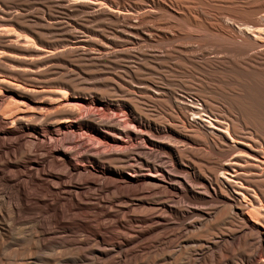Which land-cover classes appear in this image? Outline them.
<instances>
[{"label":"bare ground","instance_id":"obj_1","mask_svg":"<svg viewBox=\"0 0 264 264\" xmlns=\"http://www.w3.org/2000/svg\"><path fill=\"white\" fill-rule=\"evenodd\" d=\"M172 1L185 14L196 7L194 23L206 21L226 41L208 44L218 56L201 63L209 64L217 85L201 92L230 103L246 97L238 76L264 79V0H227L223 7L211 0H196L195 7ZM158 5V0H0V264H158V257L160 264H235L225 245H236L240 264H264L263 124L254 126L236 105L237 112L230 107L221 112L201 95L200 107H188V116L170 114V124L160 131L170 145L149 134L157 125L146 107L161 102L162 85L136 77L131 83L120 78L101 87L94 83L101 64L111 59H129L134 52L151 64L162 59L139 44L152 37L141 29ZM198 45L204 52V44ZM175 48L191 64L194 50ZM60 92L65 99L54 107L50 102ZM89 108L99 116L121 115L124 125L79 117L77 112ZM67 133L88 135L109 150L74 159ZM46 136L63 139L40 163L28 155ZM126 142L160 150L179 170L188 160L192 172L173 177L140 150L126 151ZM191 185H201L203 194ZM92 187L103 194L94 205L86 194ZM127 199H134L131 209L113 212V202ZM185 203L210 208L190 212L195 219L185 223L183 215H190ZM126 217L139 218L140 226L123 223ZM142 236L149 242L137 251L135 241Z\"/></svg>","mask_w":264,"mask_h":264},{"label":"rangeland","instance_id":"obj_2","mask_svg":"<svg viewBox=\"0 0 264 264\" xmlns=\"http://www.w3.org/2000/svg\"><path fill=\"white\" fill-rule=\"evenodd\" d=\"M185 1L189 2L190 6H194L195 3H197L196 0H185ZM226 1L227 0H211L213 5H217V6H221V7L226 6V4H225ZM158 2H159V5L157 6V9H154L155 11L148 15V17L146 18V20L143 24L144 26L141 29L142 32L145 34L151 33L152 37L148 38V40L145 42H140L139 44L144 45L143 49L146 50L149 54H156L157 56L161 57L162 59L160 61L152 62V64H151L148 61L145 62L144 60H142L141 57H138L136 52L132 53L133 56H132V58H129V59H124V58L111 59L109 63L101 64L99 72L94 74V78H93L94 83L97 86L101 87V85L104 83L105 84L111 83L110 79H111V81H115L116 78H120L125 82L128 81L131 83L134 81L133 80L134 77H136V78H141V79L148 78L147 80L151 79V81L162 85L166 91V93L164 94V96L160 100L162 103L159 102V103L152 105V107L151 106L146 107V110H148L150 115H152L151 120L156 119L154 122L157 125V126H152L151 133H149V134L152 136V138L154 140L156 139L157 141H160V142H164L166 140L167 143H169L170 145H172L174 143L171 144L170 142H168V139L164 138L165 134H162L160 132L162 130L163 126L166 125V123L170 124V121H169L170 114H171V117H179V115H181V114L188 116V111H187L188 107H192V106L193 107H200L199 105H200L201 95L207 97L208 98L207 102L211 106L213 105L212 107L215 106L214 108L221 111V112L226 111L227 107H230V109H232L234 112H237L235 107L233 106V105H236L237 108L239 109L238 110L239 113L241 112L240 113L241 116L246 115L244 113H247L249 115V118L246 116L245 117L248 120L251 117L254 120V122H256V123H253V125L255 124L257 126L259 123H261V125L263 124V126H264V92H263L264 79H261L258 76H256L257 74H251L249 76L248 75L247 76H238L239 81H242V84L244 86V90H246V92L248 94L246 95V97H244L242 99L236 98L235 102H233V103H230L229 101L223 99L222 97L210 98V96H208V94L202 93L201 91L204 88H212L213 89L215 87V85H217V83L215 82V76L211 73V70H210L211 67L210 68L208 67L209 64H207V66H205L204 64L201 63L204 61L205 58L211 59L213 61L214 58L218 56V55L212 53V48L208 44L210 42L211 43H223L224 44V43H226L225 38L223 37L222 34H220L219 31L209 28L207 26L206 21L205 22L201 21L200 25H197L194 23V21H193V19L195 17L194 13L197 12V9L195 6H194L195 8L192 7V9H191V11L194 12L193 14L192 13L185 14L184 11L182 10L183 9L182 6L176 5L172 0H158ZM198 9L200 11H202L200 8H198ZM211 14L215 15L214 13H211ZM215 16H217V15H215ZM222 16L223 15H220L217 17H222ZM224 19H226V18L224 17ZM132 24L137 25V22L132 21ZM186 34L187 35L190 34L192 36L198 35L199 38L198 39L197 38L188 39L185 37ZM198 41H201V43L204 44V46L202 47L204 52H199V48H197L199 46ZM27 44H29V46L32 45L31 42H29V41L26 43V45ZM178 45H181V46L186 45L188 48L194 50V53H193L194 58L191 60L192 61L191 64H186L183 62V60L181 59L182 58L181 55H183V54L178 53L177 49L175 48ZM165 49H169V51L167 52V54H168L167 58H166V56L164 57V55H166L164 53ZM196 54H198V55H196ZM194 55L198 56V57H195ZM13 56H16V55H13ZM175 61H177V63H175ZM193 62H195L196 64ZM116 63H118V64H116ZM122 64H124L126 66H124ZM176 64H179V65L177 66ZM202 66H203V68H202ZM158 72H160V73L158 74ZM184 86L185 87L189 86L190 88L188 87V89H187ZM63 93L60 92V95L55 100L51 101L50 104L54 107H56V106L58 107L60 102L65 99L66 94L64 93V95H63ZM217 93H219V92L217 91ZM245 98H248V100ZM57 99H58V101H57ZM246 101H248V102H246ZM54 102H55V104H54ZM242 104H244V105H242ZM174 105H176V106H174ZM167 106L169 109L167 108ZM162 107L165 108L166 110L163 109ZM85 111H82L83 113L77 112V114L81 118H84V116H85V119L92 118V117L98 118V116L100 114L99 110L95 112V110L90 109V108L86 109ZM167 114L169 116H167ZM104 116L100 115L99 120L108 121L110 123L121 125V126L124 125V123H123L124 119L121 117V115L116 116L114 114H107ZM159 116L161 117L160 120H158ZM38 117H40V116H38ZM165 120H166V122H165ZM176 129L180 130L181 128H180V126H178V127H176ZM18 133H19V130L16 131V134H18ZM64 136H65V138H69L70 140H72V142L74 143L73 148L70 149V151L72 153V158H74V159L78 158L79 154L102 156L104 153H106L109 150V148H107L105 146H102V145H99L98 143L92 142L90 136L82 134V133H74V134L67 133ZM62 139H63V136L62 137L60 136L58 138L46 136V138L43 142L36 143L38 148L37 149L35 148L34 150H32V152H30V154L28 156L30 158L38 160V162H40V163H44L47 160V153L50 150L55 149L56 147L59 148L61 146ZM125 145L126 146L124 149L125 150L127 149L126 151H130V150L139 151L140 150L141 153H143V154H141V156L144 155L143 158H145V156H146V158H145L146 160H148L150 162L151 161L153 162V160H154L156 163H158V164L160 163L159 165L164 167L166 172H168L171 169L169 172L173 175V177L175 174V177L183 178L184 174H182L181 172H183V171H186L189 173L192 172V167L190 166V161H188V160L186 162L182 163V166H181L182 170H179L172 165V163L169 161L168 157L166 155H163L160 150H157V149L156 150L152 149L151 151L147 150V149L141 150L137 143L126 142ZM175 145H178V144L175 143ZM135 148H137V149H135ZM153 156H155V158ZM165 156H166V158H165ZM197 170L205 178L208 177L207 173H205V171L202 168L197 167ZM181 175H183V176H181ZM138 178H141V176ZM130 180H133V178H130ZM162 182L164 185H168V183L166 181H162ZM170 184H172V183H170ZM191 186L195 187V188L193 187V190L195 193L201 194L203 192L201 185H191ZM92 189H93V187L90 188L89 190H87L86 194H88L87 195L88 198L91 199L90 203L92 205H94L95 200L99 199L103 194L100 191H98L96 188H94L93 190ZM153 196H155V198L159 197L157 194H154ZM115 197H117V196H115ZM121 202L122 203L113 202V207H112V209L114 208L113 212H115V210H116V212L119 213L121 211H126L127 209H131L132 208L131 205H133L135 203L134 199L131 201H128V199L127 200H121ZM119 204L121 205V207ZM168 204H170V205H168ZM172 204H173V207L175 208L174 202L173 203L172 202L167 203L168 206L173 208L171 206ZM117 205H119V207H117ZM184 205L189 210V214H190V212L197 211L198 209H201L202 211H208L210 208L208 205H195L194 206L192 204H187V203H185ZM117 215H120V214H117ZM217 215H218V212L213 214L208 223L209 224L214 223L213 220H214L215 216H217ZM183 219H184L185 223L186 222L188 223L190 221H193L195 219V217L192 216L191 214L187 217H185V215H183ZM122 220H123V223H125V224H128V223L132 224L133 223L135 227L140 226V224H138L140 219L137 217H133V218L132 217L131 218L126 217V218H123ZM171 223H174L175 225L181 224L178 220H171ZM208 223H206V224L209 225ZM161 231H163V230H160V231L153 233V237H154V235L156 237V234L159 235ZM194 234L196 235L197 238L200 236L203 237L202 233H198L195 231ZM81 236H84V234L78 235V237H81ZM104 236L110 237L112 235L104 233ZM85 237L89 238V239L91 238L90 235H87ZM144 237L145 236H142V237L136 239L135 242H138V248H136L135 250L139 251L143 247L145 248V245L148 244L149 240H148V242L147 241L143 242ZM232 247H234V248H232ZM225 248L232 250L234 257L231 260L234 261L235 264H236V262H238L237 264H240L239 263L240 258L237 255L236 245L231 246V248H230V245H227V247L225 245ZM235 251H236V253H235ZM222 255L226 256L224 253H222ZM158 258H159V260H158ZM158 258H156V260L158 262L160 261L158 264L163 263V260L160 257H158ZM119 259H121V258H119ZM226 259H228V257L227 258L225 257V260ZM114 260L117 261L118 258H115ZM223 260H224V258H223Z\"/></svg>","mask_w":264,"mask_h":264}]
</instances>
